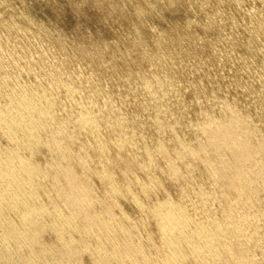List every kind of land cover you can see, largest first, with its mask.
Returning a JSON list of instances; mask_svg holds the SVG:
<instances>
[{"label":"bare ground","instance_id":"bare-ground-1","mask_svg":"<svg viewBox=\"0 0 264 264\" xmlns=\"http://www.w3.org/2000/svg\"><path fill=\"white\" fill-rule=\"evenodd\" d=\"M159 1L154 0L153 4L151 1L150 3L156 7ZM206 1L208 0L204 2ZM221 1L223 2L220 0L218 3ZM240 1L239 3L244 2ZM174 2V0L164 1L168 6H173ZM234 2L238 3L237 1ZM13 3L15 4V2ZM22 4L24 5V3ZM209 4L211 5V3ZM198 5H195V9L198 8L197 10L203 11V5L201 8ZM253 5L255 7L256 3ZM8 6L6 7L8 8ZM138 7L142 8L141 4L140 6L138 4ZM176 7L177 5L174 8ZM191 7L193 8V6ZM245 8L247 9L246 6ZM256 10L258 11V9ZM207 12L210 11L207 10ZM134 13L137 14V12ZM185 13L188 14L189 12ZM230 13L233 14L234 12ZM138 14L141 13L138 12ZM206 14L209 15V13ZM214 14L216 17L215 12ZM223 17L226 18V16ZM210 18L212 17L210 16ZM220 18L222 19V16ZM238 18L236 17L237 20ZM244 18L248 19L246 16ZM3 19L5 18L0 20ZM183 19L180 18V21ZM257 19L259 20V18ZM224 20L222 19V21ZM142 22L144 25L143 19ZM226 23L225 25H227ZM12 25L14 24L12 23ZM1 26L3 30V25L1 24ZM186 26H190L189 23ZM238 26L240 25L238 24ZM262 26L264 27V25ZM178 27V25L175 26V28ZM232 27L236 28L234 25ZM238 29L233 30L237 31ZM213 30L216 29L213 28ZM38 31L40 30L38 29ZM153 32L151 31V35ZM261 32L264 34L263 30ZM40 33L42 34V32ZM52 33L54 32L52 31ZM160 33L163 34V32ZM189 34L192 33L189 32ZM8 35L9 33H7ZM166 35L165 39L162 38L163 35H159L162 42L161 40L160 42L155 41V47L149 37L154 48L152 52L149 51L151 53L147 52L148 48H151L150 46L144 50L146 47L140 49L138 43L135 45L133 43V47L138 46V51L136 57L131 58L132 62L143 61L147 66L143 67L144 64L141 62H139L141 65L133 63L137 65L135 68L133 67L134 69L129 68L127 73L122 71L123 75L119 72L120 84L125 87V90L124 92L119 91V93L115 91L118 93L116 98H113L110 93L113 88L102 84V81H95L91 75H88L91 74L90 72L87 71L88 74L82 70L76 72V68L72 66L68 69L67 66L70 67V64L66 66L56 63L57 55L55 56V53H52L54 64L52 63L50 66L48 64L43 72H38V67L36 68L33 64V58L36 57L31 56L33 53L28 56L31 49L29 52L28 50L27 52H18L19 57H14L10 52H7V49H4L5 47H2L4 43L2 42L1 45L0 42V240L5 245H2L3 249L0 248V264H264V125L259 117L256 118V114L254 117L252 112L248 110L250 105L239 101L237 93L224 90L222 89L224 86L221 85L208 90V86L205 87L202 84L205 82H201L199 79L197 81L195 78L196 81L193 79L186 80V77L183 79L186 80L185 82L177 81L178 78L176 79L175 75L172 74V70L169 71L165 67L159 66L162 61L161 58H163L161 56L164 54L161 53V50H165V56L172 60L175 47L183 38V34L180 31L175 32V30L174 35ZM251 35H255V33ZM261 36L263 37V35ZM102 37L104 36L102 35ZM146 37L148 40V36ZM205 37L202 38L204 41L206 40ZM221 37L222 34L218 33L215 38L221 40ZM223 37L225 36L223 35ZM229 37L227 36V38ZM236 37L238 36L236 35ZM82 38L84 37L82 36ZM210 38L212 39V37ZM6 39L9 38L6 37ZM57 39L59 40V37ZM142 39L145 41L144 38ZM229 39L231 40V37ZM190 40L194 41V39ZM236 40L237 38L235 42ZM26 41L23 43L26 44ZM202 41L201 37L197 36L194 42L203 47ZM214 41L216 43V39ZM238 41L237 44H239ZM48 42L46 43L48 44ZM212 42H210V46L213 45L215 50V43ZM261 42L263 43V41L259 43ZM59 43L58 41L57 44ZM98 44L100 45V43ZM119 44L121 45V43ZM186 44L188 45V43ZM226 44L229 45V43ZM32 45L31 47H35ZM89 45L93 47L92 49L100 47L96 46L93 40L90 41ZM161 45L164 49L161 48ZM65 46L62 45V47ZM210 46L209 50L213 48ZM251 46L256 49L253 44ZM41 47L43 48V46ZM54 47L56 48L57 45ZM120 47L122 48V45ZM23 48L25 49V47ZM87 48L89 47L85 49ZM197 48L199 49V47ZM34 49H32L33 52ZM181 49V53L185 54L183 48ZM194 49V47H185L187 54L185 56H194V59L198 60L199 63L202 56ZM38 50L36 49L37 52ZM59 50L61 51L62 48ZM52 51L54 52V50ZM62 51L61 53H63ZM129 52L132 54L131 48ZM176 52L174 53L176 54ZM216 52L219 53V50ZM254 52H251L253 56ZM57 53L59 54V51ZM68 54L70 53L68 52ZM108 54L110 53L108 52ZM239 54L241 55V53ZM243 54L242 57H244ZM235 55L231 54L233 57ZM80 56L84 57L83 55ZM118 56L117 58H121ZM175 56L177 57V55ZM245 56L247 57L244 58L250 59L248 55ZM253 56L251 55V57ZM176 57L174 58L177 61L182 60ZM212 57L215 59L214 56ZM40 58H42L41 61L45 60L43 57ZM100 58L99 64L97 63L99 66L108 69L109 65V68L112 69L117 65L112 63L111 57ZM253 58V60L256 59ZM47 60L44 61L45 65H47ZM89 60L87 59V61ZM229 60V58L226 59V61ZM215 61L217 60L215 59ZM245 61L244 63H248L247 59ZM186 62L184 65L187 64ZM222 62H225L224 57ZM39 63L41 62L39 61ZM177 63L179 64V62ZM233 63H235L234 60ZM241 63L243 64V62ZM251 63L249 64L251 65ZM171 64L173 65V63ZM207 64L209 65V63ZM227 64L225 65L227 66ZM128 65L130 64L128 63ZM246 66L248 67V65ZM177 67L179 68V65ZM182 67L185 66L182 65L180 68ZM89 68L91 67L89 66ZM196 68L197 70L200 69ZM208 68L207 71H212L210 66ZM185 69L188 70L189 68ZM125 71L127 70L125 69ZM175 71L177 72V70ZM223 71L225 72V69ZM105 72L107 73V71ZM253 72L255 73V71ZM26 74L28 76L23 77ZM183 74L184 71L182 70ZM229 74L227 77L230 76ZM243 74L245 73L243 72ZM210 76L212 77V75ZM224 76L226 77V74ZM203 77L206 78L204 75ZM216 77L220 78V76ZM240 77L244 80L242 75ZM258 77H255L256 80ZM233 78H231V84L234 83L235 86H239L240 81L238 79L232 80ZM111 83L109 82V84ZM262 84L264 85V83ZM215 85L217 86V84ZM183 89L185 93L188 91L187 97L185 96L187 94H181ZM243 89L245 90V88ZM133 90H140L142 93L148 94L149 97L140 98L135 92L133 100L138 104L139 110L127 112L124 106ZM261 90L264 91V88ZM248 93L245 92V94ZM249 98L251 100L250 96ZM249 98L247 99L249 100ZM129 101L131 100L129 99ZM251 104L253 106V103ZM256 107L259 108L258 104ZM260 110L263 112L262 109ZM182 126L186 128L183 129ZM49 234L50 236H48Z\"/></svg>","mask_w":264,"mask_h":264},{"label":"rangeland","instance_id":"rangeland-1","mask_svg":"<svg viewBox=\"0 0 264 264\" xmlns=\"http://www.w3.org/2000/svg\"><path fill=\"white\" fill-rule=\"evenodd\" d=\"M2 1V2H1ZM0 1V3L2 4H0V19H2V18H5V19H3V20H0V37L2 38V40H0V42H1V45H2V42L5 44H3L2 45V47L4 48V49H7V52H10L14 57H19V55H17V54H19V53H22V51L23 52H27V50H28V52H29V50H30V52L28 53L29 55L28 56H30L31 54L30 53H33V54H35V55H31V56H34V57H36V58H33L34 59V62L36 63H34L33 62V64L36 66V68L38 67V69H40V70H38L37 69V71L38 72H43L45 69L44 68H46V67H48V64H49V66L50 65H52V63H53V59H54V55L57 57V61H56V63H59V64H62V65H66L67 66V64L69 65L70 64V67L69 66H67L68 67V69L69 68H71V66L72 67H74V68H76V72H79V70H82V71H84L85 73H87V71H88V73L90 72L91 74H88V75H91L92 76V78L95 80V81H102L101 83L102 84H105V85H107V86H110L109 88H113L111 91H110V93H111V95H113L112 97L113 98H116L117 97V94L119 93V91H123L124 92V90H125V87L122 85V84H120V82H121V79H120V77H119V75L121 74V75H123V73H127L128 72V70H129V68L130 69H134L137 65L136 64H133V63H139V62H141V64H144L145 62H143V61H133L132 62V59L131 58H133V57H136V54H137V51H138V46H139V48L141 49V48H145L144 50H146L147 49V46L149 47H151V48H148V51L147 52H149V51H153V45H154V47H155V45H156V42H160V40L162 39V38H166L165 37V35L166 34H168V35H166V36H172V35H174V30H175V32H177V31H180L182 34H183V38L185 39H183L182 38V40L181 41H179V43H178V45L176 46L177 48H178V50H177V48L175 47V50H174V52H176V54L173 52V54H172V57H173V59L171 60L169 57H167V56H165V54H166V52H165V50H161V53H164V54H162V56L161 57H163V58H161L162 59V61L160 62V65L159 66H163V68L165 67V69H167V70H169V71H171L172 72V74H174L175 75V77H176V79L178 78V80L177 81H182V82H185L187 79H193V81H198V79L202 82H205V83H202V84H204L205 85V87L206 86H208L207 88H208V90L209 89H211V88H215V87H218L219 85H221V86H224V87H222V89H224V90H228V91H232V93H237L238 95V99H239V101H241V103L243 102V103H247V105L249 106L248 107V110H250L251 112H252V114L254 115V117H256V115H257V117L256 118H258L259 117V120L262 122V124L264 125V114H263V112H264V101H263V99H264V93H262V92H264L263 90H261V89H263L264 88V85L262 84V83H264V54H262V53H264L263 52V50H264V34H263V32H261L262 30L264 31V27L262 26V25H264V7H263V4H264V1L262 0V2H260V0H256V2H254L255 0H233V2H231L232 0H223V2L221 1L220 3H218L220 0H208V1H206V2H204L205 0H195V2H194V0H174L175 2H174V5L173 6H168L167 5V3H164V1L166 2V0H164V1H162V0H160L159 1V4L157 5L158 7H159V9H158V7L156 6V7H154L153 5H151V3L153 4V2H154V0H149V1H147V0H95V1H93V0H1ZM3 1H4V3H5V6H4V3H3ZM6 1H7V3H6ZM150 1H151V3H150ZM184 1H185V3H184ZM234 1H237L238 3H239V1L240 2H243V3H237L236 4V2H234ZM248 3H247V2ZM251 1V2H250ZM11 2V3H10ZM13 2H15V4L13 3ZM147 2H148V4H147ZM189 2H190V4H189ZM196 2H198V3H200L199 5L196 3ZM230 2V3H229ZM19 5H18V4ZM22 3H24V5L22 4ZM95 3V4H94ZM178 3V4H177ZM181 3V4H180ZM194 3H195V5L197 6L198 5V7H200L201 8V6L203 5V7H202V9H203V11L200 9V10H197V9H195L196 8V6L194 5ZM207 3V4H206ZM209 3H211V5L209 4ZM235 3V4H234ZM247 5H246V4ZM256 3V5H255V7H254V5L253 4H255ZM21 4V5H20ZM26 4V5H25ZM138 4H139V6H140V4H141V6H142V8L141 7H138ZM185 4V5H184ZM187 4V5H186ZM189 4V5H188ZM206 4V5H205ZM226 4V5H225ZM250 4H251V7H249L250 6ZM9 5V6H8ZM13 5V6H12ZM15 5V6H14ZM97 5V6H96ZM100 5V6H99ZM149 5V6H148ZM175 5H177V7L176 8H174L175 7ZM182 5V6H181ZM231 5V6H230ZM236 5V6H235ZM244 5V6H243ZM1 6H2V8H1ZM6 6H8V8L6 7ZM23 6V7H22ZM27 6H28V8H27ZM184 6V7H183ZM188 6V7H187ZM191 6H193V8L191 7ZM210 6H213V7H210ZM221 6H222V8H221ZM234 6V7H233ZM239 6V8H241V9H239V8H237ZM245 6L247 7V9L245 8ZM258 6V7H257ZM13 7V8H12ZM18 7V8H17ZM22 7V8H21ZM136 7H137V11H136ZM146 7V8H145ZM186 7V8H185ZM227 7V9H225V8ZM253 7V8H252ZM7 8V9H6ZM16 8V9H15ZM21 8V9H20ZM140 8V9H139ZM152 8H154V9H152ZM182 8V9H181ZM189 8V9H188ZM219 8V9H218ZM245 8V9H244ZM255 8V9H254ZM261 8H262V11H261ZM2 9V10H1ZM12 9H13V11H12ZM142 9V10H141ZM156 9V10H155ZM158 9V10H157ZM213 9V10H212ZM230 9V10H229ZM244 9V10H243ZM256 9H258V11L256 10ZM6 10V11H5ZM20 10V11H19ZM43 10V11H42ZM135 10V11H134ZM140 10H141V12H140ZM207 10L208 11H210V12H207ZM237 10H238V12H240V13H238L237 12ZM247 12H246V11ZM252 10H254V11H252ZM256 10V11H255ZM5 11V12H4ZM145 13H144V12ZM184 11V12H183ZM193 11V12H192ZM197 11H199V12H197ZM202 13H201V12ZM220 13H219V12ZM234 12L233 14H234V16H233V14L232 13H226V12ZM243 11H245V12H243ZM250 13H249V12ZM261 13H260V12ZM128 12V13H127ZM134 12H137V14L136 13H134ZM138 12L139 13H141V14H138ZM185 12H189L188 14L187 13H185ZM197 12V13H196ZM205 14H204V13ZM214 12L216 13V17H217V20H216V17H215V14H214ZM224 12V13H223ZM244 14H243V13ZM254 12V13H253ZM256 12H258V13H256ZM20 13H23V14H20ZM29 13V14H28ZM159 13V14H158ZM162 13V14H161ZM184 15H183V14ZM194 13H195V15H194ZM206 13H209V15L208 14H206ZM226 13V14H225ZM237 13V14H236ZM247 13H248V15H247ZM253 13V14H252ZM260 13V14H259ZM9 14V15H8ZM13 15L12 16V18H11V15ZM132 14V15H131ZM144 14V15H143ZM202 14V15H201ZM218 14V15H217ZM229 14V15H228ZM249 14H251L252 16H250ZM261 14H263L262 16H261ZM17 17H16V16ZM21 15V16H20ZM27 16V18H26V16ZM34 15V16H33ZM37 15H39L40 17H41V19H40V17L39 16H37ZM149 15V16H148ZM161 15V16H160ZM232 15V16H231ZM240 15V16H239ZM256 15V16H255ZM9 16V17H8ZM124 16V17H123ZM126 16V17H125ZM163 16V17H162ZM203 16H204V18L206 19H204L203 18ZM209 17V20H208V17ZM210 16L212 17V18H210ZM220 16H222V19L224 20V21H222V19L220 18ZM223 16H226V18L225 17H223ZM228 16H230V18H228ZM238 16H239V18H238ZM242 16V17H241ZM249 17L247 20H246V18H244V17ZM258 16V17H257ZM261 16V17H260ZM18 17H21V18H18ZM32 19H30V18ZM149 17V18H148ZM162 17V18H161ZM185 17V19H183ZM197 17V18H196ZM233 17V18H232ZM236 17L238 18V20L236 19ZM253 17H255V18H253ZM8 18V19H7ZM10 18V19H9ZM14 18V19H13ZM36 18H37V20H36ZM128 18V23L126 22V19ZM139 18V19H138ZM180 18H182L183 20H181L180 21ZM200 18H201V20H200ZM242 18H244V19H242ZM250 18H251V20H250ZM257 18H259V20L257 19ZM142 19L144 20V22H145V24L143 25V22H142ZM171 19V20H170ZM186 19H188L187 21H188V23H189V25L190 26H186V25H188V23H187V21H186ZM191 19V20H190ZM236 19V20H235ZM242 20V21H240V20ZM22 20V21H21ZM36 22H34V21ZM166 20V21H165ZM194 20V21H193ZM199 20V21H198ZM211 20V21H210ZM229 20V21H228ZM235 20V21H234ZM249 20V21H248ZM257 21V23H256V21ZM262 20V21H261ZM10 23H9V22ZM18 21V22H17ZM26 21V22H25ZM45 21V22H44ZM123 21H124V23H123ZM154 21H155V23H154ZM158 21V22H157ZM173 21V22H172ZM177 21V22H176ZM204 21V22H203ZM208 23H207V22ZM245 21H247V22H245ZM255 23H254V22ZM2 22H4V23H2ZM9 24H8V23ZM27 22H29V23H27ZM32 24H31V23ZM41 22V23H40ZM130 22H131V24H132V26H131V24H130ZM168 22H170V23H168ZM185 24H184V23ZM197 22V23H196ZM201 22V23H200ZM206 22V25H204V23ZM210 22H212V23H210ZM224 23V26H223V23ZM227 22V23H226ZM233 22V23H232ZM235 22H236V24H235ZM237 22H238V24L240 25V26H238V24H237ZM7 23V24H6ZM12 23L14 24V25H12ZM121 23V24H120ZM192 23H194V25H192ZM210 23V24H209ZM225 23L228 25H225ZM230 25H229V24ZM245 23V24H244ZM251 23V24H250ZM260 23V24H259ZM1 24L3 25V30H2V26H1ZM19 24H22L21 26L19 25ZM44 24H46L45 26L46 27H48V28H46L45 26H43ZM159 24V25H158ZM160 24H163V25H160ZM172 24L173 26H170V25ZM201 24H203V25H201ZM212 24V25H211ZM214 24H215V26H214ZM218 24V25H217ZM221 24V25H220ZM242 24H244V25H242ZM259 24V26H257ZM7 27H6V26ZM16 25H18V26H16ZM32 25V26H31ZM49 25V26H48ZM150 25V26H149ZM179 26L178 28H175V26ZM191 25H192V27H191ZM232 25H234V26H236V28L239 30H233V29H236L235 27H232ZM247 25V26H246ZM255 25H256V27H255ZM32 28H31V27ZM36 26V27H35ZM41 26V27H40ZM119 26V27H118ZM123 26V27H122ZM152 26V27H151ZM156 26V27H155ZM186 26V27H185ZM207 26H211V27H207ZM217 26V27H216ZM222 26V27H221ZM226 26V28H224ZM232 28H231V27ZM242 26V27H241ZM245 28H244V27ZM249 26H250V28H249ZM262 28H261V27ZM14 27V28H13ZM15 27H16V29H15ZM19 27V28H18ZM22 27V28H21ZM29 27V28H28ZM43 27H44V29H43ZM63 27V28H62ZM162 27H165V28H162ZM174 27V28H173ZM181 27H182V30H181ZM188 27V28H187ZM196 27H199V28H197L196 29ZM206 29V31H204L205 29ZM207 27V28H206ZM214 29H216V30H213V28ZM216 27V28H215ZM220 27V28H219ZM253 27V28H252ZM261 28V30H258V29H260ZM10 28V29H9ZM42 28V29H41ZM46 28V29H45ZM50 28H52V29H50ZM59 28V29H58ZM121 28V29H120ZM160 28H161V30H160ZM191 28V29H190ZM208 28H210L209 30H208V32H207V29ZM222 28V29H221ZM246 28H249V29H246ZM5 29V30H4ZM36 29V31H34V30ZM38 29L40 30V31H38ZM63 29V30H62ZM138 29H139V31H138ZM145 29V30H144ZM155 29V30H154ZM158 29V30H157ZM174 29V30H173ZM197 31H196V30ZM200 31H199V30ZM204 29V30H203ZM217 29H219V30H217ZM226 29V30H225ZM230 29V30H229ZM252 29H254V30H252ZM259 31H257V30ZM11 30V31H10ZM14 30H15V32H14ZM20 30H22V31H20ZM26 30V31H25ZM31 30V31H30ZM56 30V31H55ZM130 32H129V31ZM171 30H172V32H171ZM196 32H195V31ZM223 30V31H222ZM246 30V31H245ZM252 31V32H250V31ZM9 31V32H8ZM25 31V32H24ZM30 31V32H29ZM44 31V32H43ZM52 31L54 32V33H56L55 35H54V33H52ZM128 31V32H127ZM151 31L153 32L152 33V35H151ZM188 33H187V32ZM212 33H211V32ZM213 31H215V32H213ZM218 31V32H217ZM221 33H220V32ZM225 31H227L226 32V34H227V36L229 37H231V40L229 39V38H227V36H226V34H225ZM243 31V32H242ZM249 31V33L247 34V32ZM27 32V33H26ZM36 32V33H35ZM40 32H42V34L40 33ZM49 32V33H48ZM59 32V33H58ZM60 32H62V33H60ZM100 32V33H99ZM102 32V33H101ZM133 32V33H132ZM160 33V32H163V34L162 33H160V34H158V33ZM169 32H170V34H169ZM184 32V33H183ZM189 32L190 33H192V34H189ZM206 32V33H205ZM234 32V34H236L238 37H236V35H232V33ZM236 32V33H235ZM245 32V33H244ZM261 32V33H260ZM7 33H9V35L7 36ZM12 33V34H11ZM38 33H40V34H38ZM45 33V34H44ZM99 33V34H98ZM127 33H130V34H127ZM155 33V34H154ZM187 33V34H186ZM194 33V34H193ZM209 34V36H208V34ZM218 33L219 34H222V37H221V40H218L217 38H215L216 36H218ZM253 33H255V35H251L250 36V34H253ZM256 33H259L258 35L256 34ZM6 34V35H5ZM29 34V35H28ZM62 35V36H60V35ZM83 34V35H82ZM97 34H98V36H97ZM104 36V37H102V35ZM134 34V35H133ZM186 34V35H185ZM197 36H200L201 37V41L203 40L202 38L203 37H205V35H206V37L204 38V39H206L204 42L202 41V43H203V47H200V44L198 43H196V42H194L195 41V39H196V35ZM215 34H217V35H214ZM244 34H245V36H244ZM3 35V36H2ZM16 37H15V36ZM18 35V36H17ZM25 35V36H24ZM28 37H27V36ZM31 35V36H30ZM35 37H34V36ZM36 35H38V36H36ZM42 36L41 37V39L43 40H41L40 39V36ZM48 35V36H47ZM78 35H79V37H78ZM80 35H81V37H80ZM101 35V36H100ZM107 35V36H106ZM109 35V36H108ZM145 37H144V36ZM162 36L163 35V37L161 38L160 36ZM195 35V36H194ZM202 35V36H201ZM212 35V36H211ZM223 35L227 38H225V37H223ZM248 35V36H247ZM261 35H263V37L261 36ZM22 37V39H21V37ZM24 36V37H23ZM55 36V37H54ZM59 37V40L57 39L58 37ZM63 36H65V37H63ZM82 36L84 37V38H82ZM96 36V37H95ZM132 36V37H131ZM134 36V37H133ZM136 36H137V38H136ZM146 36H148V40H147V37ZM187 36V37H186ZM188 36H190V37H188ZM255 36V37H254ZM258 36V37H257ZM6 37L7 38H9V39H6ZM13 38V39H11V38ZM15 37V38H14ZM20 37V38H19ZM26 37V38H25ZM49 37H51L50 39H49ZM106 37V38H105ZM149 37H150V39H151V42L153 43V45L151 44V42H150V39H149ZM186 37V38H185ZM191 37H195V38H191ZM210 37H212V39H211V41H210V39L209 38ZM243 37V38H242ZM0 38V39H1ZM17 38V39H16ZM25 38V39H24ZM32 38H33V40H32ZM38 38V39H37ZM61 38V39H60ZM63 38H65V39H63ZM70 38V39H69ZM79 39L80 41H82V42H80L79 40H77V39ZM89 38V39H88ZM93 38V39H92ZM98 38V39H97ZM142 38H144L145 39V41L142 39ZM189 38V39H188ZM216 39V43H215V39ZM223 38V39H222ZM233 38V39H232ZM237 38V40H236V42H235V39ZM238 38H240V39H238ZM241 38H242V40H244L245 39V41H242L241 40ZM250 38V39H249ZM251 38H253V39H251ZM259 38H260V40H259ZM262 38V39H261ZM19 39V40H18ZM35 39V40H34ZM52 39V40H51ZM63 39V40H62ZM111 39H112V41H111ZM117 39H118V41H117ZM123 39H125V40H123ZM133 39H134V41H133ZM137 39V40H136ZM141 40L140 42H141V44H140V42L138 41V40ZM190 39H194V41L192 40H190ZM246 39H248V40H246ZM9 40V42H7ZM12 40V41H11ZM27 40V41H26ZM29 40V41H28ZM49 42H48V41ZM65 40H66V42H65ZM73 42H71V41ZM75 40V41H74ZM93 40V42L96 44V46H100V47H96L97 48V50H96V48H94V49H92L93 47L91 46V45H89V43H90V41H92ZM97 40V41H96ZM106 42H105V41ZM159 40V41H158ZM189 40H190V42H189ZM218 40V41H217ZM223 40V41H222ZM230 40V41H229ZM239 40V41H238ZM241 40V41H240ZM252 42H251V41ZM254 40H257L256 42L254 41ZM11 41V42H10ZM15 41H17L16 43H15ZM22 41V42H21ZM26 41V44L25 43H23V42H25ZM36 41V42H35ZM41 41V42H40ZM53 41V42H52ZM58 41L60 42L59 44H57L58 43ZM77 41H78V44H77ZM87 41H89V42H87ZM97 43H96V42ZM102 41V42H101ZM107 41H108V44H107ZM115 43H114V42ZM118 42V44H117V42ZM123 41H124V43L126 44H124L123 43ZM135 41H137V42H135ZM154 41V42H153ZM156 41V42H155ZM206 41H208L209 42V45H208V42H206ZM215 43H213V42ZM226 41V42H225ZM229 41V42H228ZM237 41H238V43L239 44H237ZM249 41H250V43H249ZM260 41H263V43L261 42V43H259ZM22 44H20V43ZM38 42V43H37ZM46 42H48V44L46 43ZM55 42V43H54ZM61 42H63V43H61ZM70 42V43H69ZM111 42V43H110ZM147 42H150V43H148L147 44ZM161 42H162V40H161ZM196 43V44H194V43ZM210 42H212L214 45H215V50H214V46L213 45H211L210 46ZM221 42V43H220ZM254 42L256 43V45L254 44ZM11 43V44H10ZM20 44V46H19V44ZM45 43V44H44ZM52 43V44H51ZM68 43V44H67ZM80 43H82V44H80ZM98 43H100V45L98 44ZM102 43V44H101ZM106 45H105V44ZM109 43L111 44V47H110V45H109ZM119 43H121V45H122V48L120 47L121 45L119 44ZM123 43V44H122ZM133 43H134V45L135 44H137L138 46H135V47H133L134 45H133ZM181 43V44H180ZM183 43V44H182ZM186 43H188V45L186 44ZM207 43V44H206ZM220 43V44H219ZM226 43H229V45L228 44H226ZM231 43V44H230ZM244 45H243V44ZM18 44V45H17ZM24 44V45H23ZM28 44V45H27ZM31 44H33L32 46H35V47H31ZM39 44V45H38ZM44 44V45H43ZM47 44V45H46ZM53 44H54V46L55 45H57V49L53 46ZM60 44H61V46H60ZM74 45V46H72V45ZM76 44V45H75ZM80 44V45H79ZM84 44V45H83ZM114 44V45H113ZM147 44V45H146ZM179 44H180V46H181V48H183V50H184V52H185V54H186V51H185V47L187 48V47H194L195 49H194V51L195 52H198V54H200V56H202V57H200V61L201 62H199L198 63V60H196V59H194L195 57L193 56V57H186L185 56V54L184 53H181V51H182V49L180 48V46H179ZM187 46H186V45ZM194 44V45H193ZM223 46H222V45ZM224 44H225V46H224ZM233 44V45H232ZM246 44V45H245ZM254 45V46H256V49L258 50H256L253 46H251V45ZM257 44H258V48H257ZM7 45V46H6ZM17 45V47H15ZM27 45V46H26ZM52 45V46H51ZM62 45L64 46V45H66L65 47H62ZM69 45V46H68ZM82 45V46H81ZM103 45H105L106 47H107V49H106V47H105V49H104V47H103ZM185 45V46H184ZM191 45V46H190ZM193 45V46H192ZM196 45H198V46H196ZM205 45H208L207 47H205ZM218 45V46H217ZM236 45V46H235ZM261 45V46H260ZM10 46V47H9ZM28 46H29V48H28ZM40 48V50H38V48ZM40 46V47H39ZM41 46H43V48L41 47ZM49 46H51V47H49ZM91 46V47H90ZM115 46V47H114ZM118 46H119V48H118ZM144 46V47H143ZM196 46V47H195ZM209 46H210V48L211 47H213L212 49H213V51H212V49H210L209 50ZM216 46H217V48H219V49H217L216 48ZM250 46H251V48H250ZM23 47H25V49L23 48ZM49 47V48H48ZM86 47H89V48H87V49H85ZM103 49H102V48ZM197 47H199V49L197 48ZM231 47V48H230ZM234 49H233V48ZM250 48V49H248V48ZM262 47V49H260ZM16 48V49H15ZM23 48V49H22ZM33 48H35L34 49V52H33ZM54 48V49H53ZM62 48V52L64 53H61V51L59 50V49H61ZM67 48V49H66ZM70 48V49H69ZM84 48V49H83ZM121 48V49H120ZM126 48H127V50H126ZM130 48H131V52H132V54L129 52L130 51ZM134 48V49H133ZM161 48L162 49H164V47H162V45H161ZM203 48V49H202ZM206 48V49H205ZM208 48V49H207ZM229 49V51H228V49ZM242 48V49H241ZM253 48H254V50H255V52H254V50H253ZM18 49H19V51H18ZM36 49L38 50V52L36 51ZM46 49V50H45ZM75 49V50H74ZM80 49H82V50H80ZM90 49H92V50H90ZM102 49V50H101ZM112 49V50H111ZM122 49H124V51H122ZM133 49V50H132ZM222 49H223V51H222ZM232 49V50H231ZM246 49H247V51H246ZM9 50H11V51H9ZM26 50V51H25ZM52 50H54V52L52 51ZM55 50H57V51H55ZM72 50H73V52H72ZM79 50H80V52H79ZM87 50H89V51H91L92 52V54H91V52H85V51H87ZM94 50V51H93ZM101 50V51H100ZM120 50V51H119ZM181 50V51H180ZM199 50V51H198ZM203 50H204V52H203ZM208 50H209V52H208ZM219 50V53L218 52H216V51H218ZM237 50H238V52H237ZM247 52V54H246V52ZM250 50V51H249ZM13 51V52H12ZM59 51V54L57 53ZM76 51V52H75ZM82 51H84V52H82ZM103 51V52H102ZM105 51H106V53H105ZM110 51H112V52H110ZM179 51V52H178ZM202 51V52H201ZM224 51H225V53H224ZM233 51H235V52H233ZM19 52V53H18ZM36 52V53H35ZM48 52H50V53H48ZM66 52V53H65ZM68 52L71 54H68ZM79 53V55H78V53ZM97 52V53H96ZM108 52L111 54H108ZM114 52H116V53H114ZM121 52V53H120ZM122 52H124V53H122ZM135 52V53H134ZM151 52H149V53H151ZM206 52V53H205ZM214 52V53H213ZM228 52H231V53H227ZM243 52H244V54H243ZM251 52H254V56H253V54L251 53ZM38 53V54H37ZM54 55H53V54ZM57 53V54H56ZM86 53V54H85ZM89 53V54H88ZM94 53H95V55H94ZM104 53V54H103ZM179 53H180V55H179ZM209 53V54H208ZM233 53V56L235 55V54H237V55H235V57H237V58H235V57H233V56H231V54ZM235 53V54H234ZM239 53H241V55L239 54ZM249 53H251V54H249ZM259 55H258V54ZM44 54V55H43ZM47 54V55H46ZM53 55V57H52V55ZM85 54V55H84ZM113 54V55H112ZM117 54V55H116ZM120 54V55H119ZM126 54V55H125ZM130 54H131V56H130ZM204 56H203V55ZM207 54H208V56H207ZM212 54V55H211ZM221 54V55H220ZM224 54H225V56H224ZM230 54V55H229ZM242 54L244 55V57H247V56H245V55H248V57L250 58V59H248V58H244V57H242ZM259 56H257V55ZM42 55V56H41ZM73 55V56H72ZM80 55H83L84 57H82V56H80ZM92 55V56H91ZM109 55V56H108ZM120 56L121 58H117V56ZM128 55V56H127ZM133 55V56H132ZM175 55H177V57H178V59L180 58V59H182V60H178L177 61V59H175L174 57H176ZM187 55V54H186ZM210 55V56H209ZM218 56V58H219V55H220V58L218 59V58H216V56ZM240 55V56H239ZM251 55L253 56V57H255L256 58V56H257V58L255 59V60H253L254 58L253 57H251ZM51 56V57H50ZM62 56H64V57H62ZM69 56V57H68ZM89 56H91L90 58H89ZM96 58V60H95V58ZM98 56V57H97ZM118 56V57H119ZM130 56V57H129ZM184 57V59L187 61H185L184 59H183V57ZM192 56V55H191ZM212 56H214V58L217 60V61H215V59H212L213 57ZM228 56V57H227ZM40 57H43V59L45 58V60H47L46 61V64L47 65H45V60H40V59H42V58H40ZM78 57V58H77ZM81 57H82V59H81ZM100 57H103V59L104 58H109V57H111L112 58V63L115 65V64H117V65H115V67L114 68H112L111 69V67L109 68V65H108V69L106 68V67H104V66H99L98 64H99V60L101 59ZM122 57H123V59H122ZM126 57V58H125ZM167 57V58H166ZM176 57V58H177ZM182 57V58H181ZM204 57H205V59H207V61H205V59H204ZM207 57V58H206ZM209 57V58H208ZM223 57H224V61L225 62H222L223 61ZM229 58L230 60L229 61H226V59L227 58ZM239 57H242V58H239ZM262 57V58H261ZM47 58V59H46ZM189 58H190V60H189ZM191 58H193L192 60H191ZM232 58V59H231ZM64 59V60H63ZM67 59V60H66ZM79 61H78V60ZM83 59H85V60H83ZM87 59L89 60V59H91V60H89V61H87ZM115 59V60H114ZM121 59V60H120ZM128 59H130L131 60V62H129L130 60H128ZM165 59V60H164ZM168 61H167V60ZM202 59V60H201ZM204 59V60H203ZM247 59V62L248 63H244V62H246L245 60ZM261 59V60H260ZM263 59V60H262ZM64 61V63H62L63 61ZM77 60V62H75ZM85 61L84 63H83V61ZM92 60H93V63H92ZM98 60V61H97ZM126 60V61H125ZM174 60V61H173ZM176 60V61H175ZM219 60V61H218ZM233 60H234V62L235 63H233ZM239 60V61H238ZM244 60V61H243ZM249 60V61H248ZM252 60V61H251ZM39 61L41 62V63H39ZM60 61V62H59ZM97 61V62H96ZM119 61V62H118ZM170 61V63H167V62H169ZM182 61H184L183 63H182ZM191 61V62H190ZM196 61H197V63H196ZM213 62V64H215V65H213V64H211L212 62ZM221 61V62H220ZM230 61H231V63H230ZM252 63H251V62ZM260 61H262V62H260ZM44 62V63H43ZM74 62V63H73ZM87 62V63H86ZM95 62V63H94ZM166 64H165V63ZM177 62H179V64L176 63ZM187 63L186 65H184V63ZM193 62V63H192ZM227 62H228V64H227ZM239 62H240V64H239ZM241 62H243V64L241 63ZM257 62V63H256ZM77 63V64H76ZM82 65H81V64ZM98 63V64H97ZM128 63L130 64V65H128ZM171 63H173V65L171 64ZM174 63H175V65H174ZM181 63H182V65L183 66H185V67H182V68H180L182 65H181ZM189 63H191L192 65H190ZM207 63H209V65L207 64ZM219 63V64H218ZM221 63V64H220ZM249 63H251V65L249 64ZM254 63V64H253ZM260 65H259V64ZM41 64H43V65H41ZM54 64V63H53ZM72 64V65H71ZM87 64V65H86ZM123 66H121V65ZM132 64V65H131ZM140 64V63H139ZM140 64V65H141ZM163 64V65H162ZM195 64H197L196 66H195ZM205 64H207V65H205ZM225 64H227V66L230 68V70H228L229 68L225 65ZM234 64H235V68H234ZM236 64H237V66H239V65H241V66H239V67H237L236 66ZM239 64V65H238ZM41 65V66H40ZM85 65V66H84ZM91 67V68H89V66ZM172 65V66H171ZM179 65V68L177 67ZM181 65V66H180ZM199 65V66H198ZM219 65V66H218ZM224 65V66H223ZM246 65H248V67L246 66ZM253 65H254V67H255V69H254V67H253ZM260 67H259V66ZM84 66V67H83ZM88 66V67H87ZM94 66H96V67H94ZM131 66V67H130ZM147 65L146 64H144V66L143 67H146ZM167 66H169V68H167ZM171 66V67H170ZM193 66V67H192ZM210 66V70H212V71H207V70H209V67ZM217 68H215V67ZM263 66V67H262ZM83 67V68H82ZM118 67V68H117ZM134 67V68H133ZM189 68L188 70H186L185 68ZM190 67H192V68H194L193 70L195 71V70H197V68L196 67H198V69L199 70H197V71H193L192 70V68H190ZM212 67H214V68H212ZM221 68V70H220V68ZM227 67V68H226ZM245 67V68H244ZM262 67V68H261ZM42 68V69H41ZM78 68H80V69H78ZM92 68H93V71H92ZM102 68V69H101ZM160 68H162V67H160ZM205 68V69H204ZM244 68V70H242ZM249 68V69H248ZM87 69V70H86ZM90 69V70H89ZM103 69H105V70H103ZM123 69V70H122ZM125 69L127 70V71H125ZM184 71V74L182 75V70ZM207 69V70H206ZM225 69V72L223 71ZM233 69V71H231ZM235 69V70H234ZM236 69H239V70H236ZM252 69H254L253 71H255V73L252 71ZM95 70V71H94ZM99 72H98V71ZM117 72H116V71ZM119 70V71H118ZM175 70H177V72L175 71ZM181 72H180V71ZM216 70V71H215ZM218 70V71H217ZM227 70V71H226ZM257 70H259V72H256ZM261 70V71H260ZM105 71H107V73L105 72ZM115 71V72H114ZM122 71H124L123 73H122ZM190 71V72H189ZM193 71V72H192ZM201 71V72H200ZM206 73H205V72ZM221 71V72H220ZM229 71V72H228ZM237 71V72H236ZM263 71V72H262ZM96 72V73H95ZM103 72V73H102ZM114 72V73H113ZM119 72H120V74H119ZM178 72H180L179 74L180 75H178ZM208 72V73H207ZM233 72V73H232ZM243 72L245 73V74H243ZM250 72V73H249ZM101 74V76H100V74ZM198 73V74H197ZM200 73V74H199ZM211 73V74H210ZM230 73V74H229ZM239 73V74H238ZM242 73V74H241ZM246 73H248V74H246ZM252 73H254V74H252ZM257 73V74H256ZM259 73V74H258ZM93 74V75H92ZM97 74V75H96ZM105 74V76H103ZM107 74V75H106ZM109 74V75H108ZM115 74V75H114ZM177 74V75H176ZM193 74V75H192ZM196 74V76H194ZM212 75V77L210 76V75ZM221 74V75H220ZM226 74V77L224 76V75ZM228 74L230 75L229 77H227L228 76ZM234 74H236V75H234ZM262 74V75H261ZM99 75V76H98ZM185 75V76H184ZM201 75V76H200ZM203 75L206 77V78H204L203 77ZM206 75H209V76H206ZM215 75V76H214ZM243 76L244 77V80H243V78L242 77H240V76ZM249 75H251L250 77L252 78V80H250L251 78L249 77ZM256 75V76H255ZM28 75L26 74L25 76H23V77H27ZM102 76H103V78H102ZM189 76V77H188ZM192 78H191V77ZM216 76H220V78L219 77H216ZM253 76H255V77H257V76H261L260 78L258 77L257 78V80H256V78L254 77L253 78ZM96 77H97V79H96ZM101 77V79H99ZM110 77V78H109ZM186 77V78H185ZM202 77V78H201ZM207 77H210V78H208L207 79ZM215 77H216V79H215ZM223 77H225V78H223ZM234 77V78H233ZM239 77V78H238ZM179 78H181V79H179ZM186 79V80H183V79ZM196 80H195V79ZM222 78V79H221ZM226 78H228V79H226ZM231 78H233L232 80H235V79H238L240 82H239V86H235L234 85V83H232L231 84ZM242 78V79H241ZM262 78H263V80H262ZM109 79V80H108ZM207 79V80H206ZM214 82L213 84L211 83L212 81ZM225 81H224V80ZM248 79V80H247ZM255 81H254V80ZM261 80V82H258L259 80ZM112 80V81H111ZM114 80H115V82H114ZM220 80H222V81H220ZM226 80H228L227 82H226ZM247 80V81H246ZM104 81H106V82H104ZM210 81V82H209ZM223 81H224V85H223ZM241 81H242V83H241ZM109 82L111 83V84H109ZM220 82V83H219ZM247 82H248V84H247ZM251 82V83H250ZM255 82V83H254ZM257 82V83H256ZM107 83V84H106ZM212 85H211V84ZM242 84V86H241V84ZM244 83H245V85H244ZM253 83V84H252ZM210 84V85H209ZM215 84H217V86L215 85ZM227 84V85H226ZM231 84V85H230ZM249 84H251V85H249ZM256 84V87H259V88H254V85ZM113 85V86H112ZM118 85V86H117ZM244 85V86H243ZM112 86V87H111ZM212 86H214V87H212ZM227 86H228V88H227ZM232 86V87H231ZM239 87V88H238ZM245 88V90L243 89V88ZM226 88V89H225ZM238 90H237V89ZM250 88H251V90H250ZM254 89V90H253ZM235 90V91H234ZM247 90V91H246ZM257 90V91H256ZM118 92V93H116V92ZM238 91V92H237ZM259 91H261V92H259ZM137 93V95H139V97L140 98H142V97H147L148 96V94H146V93H142L140 90H133V91H131L130 92V95H129V99L131 100V101H129V99L127 100L128 102H126V104H125V110L127 111V112H129V110L131 111V112H133V111H136L137 109L139 110V108H138V104L133 100V97H134V95ZM187 92L188 91H186V93H185V90L183 89V90H181V94L182 95H185V94H187ZM241 92H243V93H241ZM245 92L246 93H248V94H245ZM252 92H254V93H252ZM256 92V93H255ZM135 93V94H134ZM251 93V94H250ZM146 94V95H145ZM239 94H241V95H239ZM253 94V95H252ZM256 94V95H255ZM258 94H262V95H258ZM114 95H115V97H114ZM251 97V100H250V98H249V96ZM255 95V96H254ZM186 97L188 96V94L187 95H185ZM243 97V99H242V97ZM261 96V97H260ZM149 97V96H148ZM241 97V98H240ZM249 98V100L247 99V98ZM255 97H256V99H255ZM258 97V98H257ZM242 99V100H241ZM133 100V101H132ZM256 100V101H255ZM261 100H262V102H261ZM253 101V102H252ZM259 101V102H258ZM249 102V103H248ZM251 103H253V106H252V104ZM260 103V104H259ZM258 104V106H259V108L260 109H262L263 110V112L258 108V107H256V105ZM128 105H130V106H128ZM137 105V106H136ZM262 105V106H261ZM128 108H127V107ZM131 106H132V109H131ZM130 107V108H129ZM134 107H136V108H134ZM252 110H251V109ZM256 112V113H255ZM256 114V115H255ZM261 114V115H260ZM263 114V115H262ZM259 115V116H258ZM263 121H262V120ZM183 127V129L184 128H186V127H184V126H182ZM186 131V130H185ZM5 139V138H4ZM19 221V220H18ZM20 222V221H19ZM48 236H50V234L48 235ZM2 245H4L3 243H1V240H0V248L1 249H3V246ZM5 246V245H4ZM5 248V247H4ZM0 249V250H1Z\"/></svg>","mask_w":264,"mask_h":264}]
</instances>
